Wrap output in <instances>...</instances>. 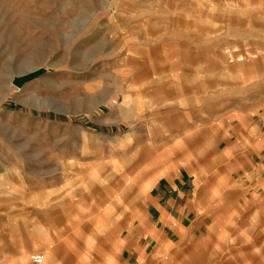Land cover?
<instances>
[{
  "label": "rangeland",
  "instance_id": "obj_1",
  "mask_svg": "<svg viewBox=\"0 0 264 264\" xmlns=\"http://www.w3.org/2000/svg\"><path fill=\"white\" fill-rule=\"evenodd\" d=\"M182 133L201 141V183L242 186L235 195L211 188L208 198L203 189L208 204L197 214H226L235 202L244 232L217 238L203 218L201 231L180 239L182 259L264 264V154L252 150L264 135V0H0V251L4 230L27 228L13 216L27 195L21 176L44 171L42 195L51 197L55 166L75 168L108 149L154 155Z\"/></svg>",
  "mask_w": 264,
  "mask_h": 264
},
{
  "label": "crops",
  "instance_id": "obj_2",
  "mask_svg": "<svg viewBox=\"0 0 264 264\" xmlns=\"http://www.w3.org/2000/svg\"><path fill=\"white\" fill-rule=\"evenodd\" d=\"M224 121L225 127L237 123ZM198 122L202 123L196 120L189 124L193 135L201 130ZM220 125H213V130L220 133ZM188 137L183 133L170 136L164 149L155 150L154 155L152 150L141 148L125 159L120 149H108L75 168L55 166L49 175L55 176L51 186L55 195L51 197L42 195L44 171L21 176L20 192L27 195L16 201L17 209L23 211L13 216L22 218L27 228L4 230L9 244L0 251V264H35L31 256L41 253L44 260L38 264H193L182 259L177 246L191 232L201 231L203 224L199 222L209 220V216L206 229L211 235H242L235 202L228 204L231 210L226 214H197L208 204L202 200V190H208V198L211 188H223V181L201 183V141ZM256 144L259 148L252 150L264 154V135ZM226 147L228 154L234 146ZM137 155H144L140 162ZM259 186L264 189V182ZM241 187L240 181L230 180L224 188L235 195L233 190ZM2 190L4 195L15 196L12 186L4 185ZM32 192L35 197H30ZM29 207L35 208V215L24 212ZM0 213L5 210L0 208ZM177 257L181 259L174 260Z\"/></svg>",
  "mask_w": 264,
  "mask_h": 264
},
{
  "label": "water",
  "instance_id": "obj_3",
  "mask_svg": "<svg viewBox=\"0 0 264 264\" xmlns=\"http://www.w3.org/2000/svg\"><path fill=\"white\" fill-rule=\"evenodd\" d=\"M43 68H38L35 69L34 71H31L27 74L21 75V76H16L13 78L12 84L16 86L17 88H20L24 83L38 77L39 75L44 73Z\"/></svg>",
  "mask_w": 264,
  "mask_h": 264
},
{
  "label": "built area",
  "instance_id": "obj_4",
  "mask_svg": "<svg viewBox=\"0 0 264 264\" xmlns=\"http://www.w3.org/2000/svg\"><path fill=\"white\" fill-rule=\"evenodd\" d=\"M31 261L35 264L41 263L44 260V254H35L31 256Z\"/></svg>",
  "mask_w": 264,
  "mask_h": 264
},
{
  "label": "bare ground",
  "instance_id": "obj_5",
  "mask_svg": "<svg viewBox=\"0 0 264 264\" xmlns=\"http://www.w3.org/2000/svg\"><path fill=\"white\" fill-rule=\"evenodd\" d=\"M30 72V70L29 71H27V72H25V74H27V73H29Z\"/></svg>",
  "mask_w": 264,
  "mask_h": 264
},
{
  "label": "trees",
  "instance_id": "obj_6",
  "mask_svg": "<svg viewBox=\"0 0 264 264\" xmlns=\"http://www.w3.org/2000/svg\"><path fill=\"white\" fill-rule=\"evenodd\" d=\"M61 117V116H60Z\"/></svg>",
  "mask_w": 264,
  "mask_h": 264
}]
</instances>
